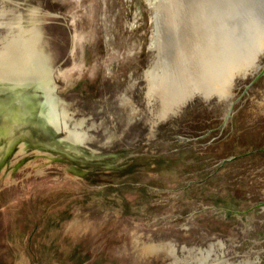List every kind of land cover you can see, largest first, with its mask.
<instances>
[{"label":"rangeland","instance_id":"rangeland-1","mask_svg":"<svg viewBox=\"0 0 264 264\" xmlns=\"http://www.w3.org/2000/svg\"><path fill=\"white\" fill-rule=\"evenodd\" d=\"M0 21L29 45L0 91V264H264V0H0Z\"/></svg>","mask_w":264,"mask_h":264},{"label":"bare ground","instance_id":"bare-ground-1","mask_svg":"<svg viewBox=\"0 0 264 264\" xmlns=\"http://www.w3.org/2000/svg\"><path fill=\"white\" fill-rule=\"evenodd\" d=\"M36 7V6H35ZM9 9V8H8ZM4 10V9H3ZM31 11V10H30ZM21 12V11H20ZM19 13V12H18ZM2 14V13H1ZM2 16V15H1ZM19 16V15H18ZM2 20V19H1ZM13 20V19H12ZM35 20H37V19H35ZM34 19H33V21H35ZM6 21V20H5ZM8 21V20H7ZM22 21V20H21ZM4 21H0V25L3 23ZM17 22V21H16ZM9 23V22H8ZM14 23V22H13ZM5 24V23H4ZM16 24V23H15ZM7 24H5V26H6ZM23 26V25H22ZM7 27V26H6ZM38 27V26H37ZM33 28V27H32ZM7 29V28H6ZM14 29V28H13ZM8 30H9V27H8V29H7V32H8ZM38 30V29H37ZM14 31H16V30H14ZM20 31H21V29H20ZM32 31H35V28H34V30H32ZM19 32V31H18ZM28 32V31H27ZM40 32V31H39ZM14 33V32H13ZM23 33V32H22ZM32 33H34V36H35V32H32ZM41 33V32H40ZM40 33L38 34V36L40 35ZM10 34H12V32L10 33ZM18 34V33H17ZM20 34V33H19ZM25 34V33H24ZM15 35V34H14ZM23 35V34H22ZM42 35V34H41ZM4 36V35H3ZM3 36L1 37L2 39H3ZM11 36V35H10ZM31 36V35H30ZM37 36V35H36ZM19 37V36H18ZM10 38H13V36L12 37H10ZM17 38V37H16ZM26 38V37H25ZM29 38H31V37H28V40H29ZM32 38H33V36H32ZM31 38V40H29V42H31L33 39ZM6 39H8V38H6ZM5 39V40H6ZM20 39V38H19ZM36 39H37V37H36ZM4 40V41H5ZM11 40V39H10ZM28 40H27V42H28ZM2 41V40H1ZM39 41V40H38ZM41 41V40H40ZM39 41V42H40ZM22 42V40L21 41H15V38H14V40H11L10 42H9V40H8V43H7V45H5L3 48H1L0 49V91H4V92H6V93H8V95L9 96H11L12 95V86H14V84H22V85H26V82H24V80L25 79H22V78H20V79H16L17 81H15L14 80V75H17V74H14V73H17V72H20V74H26V72L28 73V71L29 70H27V68L26 67H24L23 66V68H17L16 66H15V62H17L18 61V63H23V64H26V61H27V52H28V46H26L24 43V47H23V49H20V45L22 44L21 43ZM34 42H36V40L34 41ZM3 44H6V43H3ZM3 44H2V46H3ZM27 44H29V43H27ZM36 44V43H35ZM39 44V43H38ZM22 48V47H21ZM39 49V48H38ZM19 52L20 53V56L19 57H17L15 54H16V52ZM31 53V52H30ZM31 54H34V52H32ZM30 54V55H31ZM48 54V53H47ZM46 55V54H45ZM48 56V55H47ZM35 57V56H34ZM38 57V56H37ZM36 57V58H37ZM40 58V57H39ZM38 59V58H37ZM37 59H35V60H37ZM41 61V60H40ZM30 62V61H29ZM31 63H29L28 65H30ZM21 66V65H20ZM31 66V65H30ZM33 67V66H32ZM32 67H30V68H32ZM31 71V70H30ZM14 74V75H13ZM15 77H17V76H15ZM56 85V84H55ZM53 95H56V94H54L53 93ZM15 97V96H14ZM51 97H52V95H51ZM48 98V97H47ZM58 99V98H57ZM13 100H15V99H13ZM56 101V100H55ZM5 103V102H4ZM11 103H12V100H8V102L6 103V105H7V108H8V112H10V114H11V111H12V105H11ZM50 105V104H49ZM40 106V105H39ZM43 113V112H42ZM48 113H49V111H48ZM2 114V112H0V115ZM54 116V115H53ZM63 116V115H62ZM54 118H56V117H54ZM63 118V117H62ZM52 122V121H51ZM56 122V121H55ZM16 124V123H15ZM66 124V123H65ZM61 125V124H60ZM7 129V128H6ZM2 133V132H1ZM6 133V132H5ZM9 133V132H8ZM7 133V134H8ZM72 135H73V133H72ZM75 136V135H74ZM15 140L16 139H12V141H11V143H10V147L12 148L13 147V144H14V142H15ZM10 142V141H9ZM141 232V231H140ZM156 251V250H155Z\"/></svg>","mask_w":264,"mask_h":264}]
</instances>
